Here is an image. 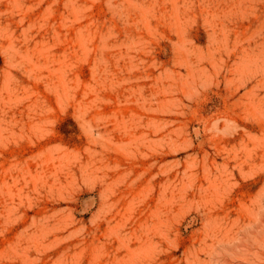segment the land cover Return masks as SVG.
Here are the masks:
<instances>
[{
  "label": "rangeland",
  "instance_id": "rangeland-1",
  "mask_svg": "<svg viewBox=\"0 0 264 264\" xmlns=\"http://www.w3.org/2000/svg\"><path fill=\"white\" fill-rule=\"evenodd\" d=\"M259 243L264 0H0V264H256Z\"/></svg>",
  "mask_w": 264,
  "mask_h": 264
},
{
  "label": "bare ground",
  "instance_id": "bare-ground-1",
  "mask_svg": "<svg viewBox=\"0 0 264 264\" xmlns=\"http://www.w3.org/2000/svg\"><path fill=\"white\" fill-rule=\"evenodd\" d=\"M147 120V119H146ZM143 121V120H142ZM146 123V122H145ZM146 128V127H145ZM143 130V129H142ZM165 135V134H164ZM129 137V136H128ZM148 143H149V141H148ZM165 143V142H164ZM141 143H140V141L139 140H137L135 143H134V148L135 149H139L140 148V145ZM154 144V143H153ZM150 146V145H149ZM155 146V145H154ZM145 151V150H144ZM140 155V154H139ZM142 155V154H141ZM90 159V158H89ZM83 171V170H82ZM92 171V170H91ZM211 178V177H210ZM227 178V177H226ZM208 180H210L209 178H208ZM222 180H223V178H222ZM228 180V179H227ZM216 181H217V179H216ZM67 182V181H66ZM215 182V181H214ZM225 182V181H224ZM208 183V182H207ZM222 183V182H221ZM226 183V182H225ZM208 185V184H207ZM222 185V184H221ZM202 186V185H201ZM216 186V185H215ZM228 186V185H227ZM232 186V185H231ZM204 187V186H203ZM207 187V186H206ZM209 187V186H208ZM223 187H224V184H223ZM163 188V187H162ZM204 189V188H203ZM212 189V188H211ZM217 189H219V188H217ZM213 190V189H212ZM216 190V189H215ZM203 191V190H202ZM223 192H225V190L223 191ZM205 193V192H204ZM204 193H203V195H204ZM207 194H208V192H207ZM216 195V194H215ZM220 195V194H219ZM224 195V194H223ZM222 195V196H223ZM224 196H226V195H224ZM214 197V196H213ZM216 198V197H215ZM164 199V198H163ZM221 199V198H220ZM225 199V198H224ZM216 200V199H215ZM228 200V199H227ZM210 203V202H209ZM259 203V202H258ZM211 204V203H210ZM216 205V204H215ZM221 205H222V203H221ZM259 206H258V209L257 210H260V203L258 204ZM162 206V205H161ZM167 206V205H166ZM165 207V206H164ZM215 207V206H214ZM214 209H216V208H214ZM227 211V210H226ZM259 212V211H258ZM166 213V212H165ZM166 215V214H165ZM165 215L164 214H162V215H160L157 219L159 220L158 221V226H157V231H155V232H157V233H159L162 237H164L165 235H166V232H165V224H166V220H165ZM216 215V214H215ZM217 216V218H215L216 219V223L215 224H213V225H211V227L209 228V230H208V233H207V239L208 238H210L212 241L214 240V241H218V242H225V241H229V240H231V233L233 232L232 231V228H233V226H234V224L236 223V221H237V219H231V222H226L227 224H225L223 221H222V219H221V217H220V215H216ZM216 216H214V217H216ZM237 216V215H236ZM203 217H205V216H203ZM209 218V217H208ZM211 218V217H210ZM227 219H228V217H227ZM245 219V218H244ZM152 220V219H151ZM150 220V221H151ZM168 220V219H167ZM205 220H206V218H205ZM204 220V221H205ZM226 220V219H225ZM154 221V220H153ZM206 221H208V220H206ZM228 221V220H227ZM153 224V223H152ZM203 225H204V223H203ZM210 225V224H209ZM146 226V225H145ZM204 226H206V225H204ZM231 226V227H230ZM239 226V225H238ZM244 226V225H243ZM207 227V226H206ZM152 228V227H151ZM205 228V227H204ZM140 229V228H139ZM167 229V228H166ZM238 229V228H237ZM142 230V229H141ZM141 230H139V233H140V231ZM169 230V229H168ZM206 229H205V231H207ZM241 230V229H240ZM239 230V231H240ZM134 231V230H133ZM152 231V230H151ZM241 232V231H240ZM154 233V232H153ZM123 234H124V232H123ZM126 234V233H125ZM135 234V233H134ZM144 234V233H143ZM234 234V233H233ZM240 234V233H239ZM116 235V234H115ZM136 235V234H135ZM238 235V234H237ZM159 236V235H158ZM160 236V237H161ZM241 236V235H240ZM136 237V236H135ZM117 240H118V238H117ZM124 240H125V238H124ZM156 240V239H155ZM235 240V239H234ZM201 241V240H200ZM203 241V240H202ZM133 242V241H132ZM166 242V241H165ZM232 242H234V241H232ZM236 242H238V240L236 239ZM261 242H263V241H261ZM124 243H125V241H124ZM167 243V242H166ZM204 243H206V242H204ZM227 243H229V242H227ZM235 243V242H234ZM119 244V243H118ZM117 244V245H118ZM162 244V243H161ZM200 244V243H199ZM233 244V243H232ZM256 244H257V242H256ZM260 244L261 243H259V246H256L257 247V250L253 253V251H251V249L250 248H245L244 249V252H246L247 254H249V253H253V255L256 257V259L255 260H257L255 263L256 264H264V258H263V256H262V254H263V251H261L260 250ZM130 245V244H129ZM160 245V244H159ZM206 245V244H205ZM214 245V244H213ZM245 245V244H244ZM258 245V244H257ZM137 246V245H136ZM151 246V250L153 249L154 250V247H155V242L154 241H151L150 242V245L148 246V247H150ZM218 246V244L215 246V247H217ZM194 247V246H193ZM198 247V246H197ZM207 247H208V245H207ZM248 247V246H247ZM262 247H263V245H262ZM123 248V247H122ZM159 248H160V246H159ZM163 248V247H162ZM116 249V248H115ZM124 249V248H123ZM210 249H211V247H210ZM259 249V250H258ZM120 251H121V249H119ZM134 250V249H133ZM212 250V249H211ZM200 251V250H199ZM213 251V250H212ZM118 252V251H117ZM143 253V252H142ZM156 253H157V251H156ZM108 254V253H107ZM115 254V253H114ZM154 254V253H153ZM166 254V253H165ZM205 254V253H204ZM113 256V255H112ZM117 257V256H116ZM121 257V256H120ZM128 257V256H127ZM126 257V258H127ZM145 257V256H144ZM143 257V258H144ZM150 258V257H149ZM120 259V258H119ZM109 260V259H108ZM114 260V259H113ZM134 260V259H133ZM140 260V259H139ZM147 260V259H146ZM116 261V260H115ZM119 261V260H118ZM136 261V263H137V260H135ZM141 261V260H140ZM153 261V260H152ZM117 262V261H116ZM121 262V261H120ZM148 262H149V260H148ZM124 263V262H123ZM205 262L202 260V258L199 256V253H196L195 252V255H193V264H204ZM134 264H135V262H134Z\"/></svg>",
  "mask_w": 264,
  "mask_h": 264
}]
</instances>
